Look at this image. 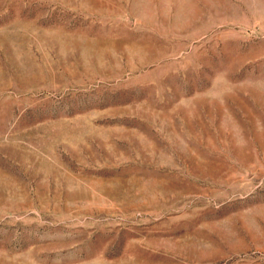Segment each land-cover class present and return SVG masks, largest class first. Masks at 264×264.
<instances>
[{
  "label": "rangeland",
  "instance_id": "obj_1",
  "mask_svg": "<svg viewBox=\"0 0 264 264\" xmlns=\"http://www.w3.org/2000/svg\"><path fill=\"white\" fill-rule=\"evenodd\" d=\"M0 264H264V0H0Z\"/></svg>",
  "mask_w": 264,
  "mask_h": 264
}]
</instances>
